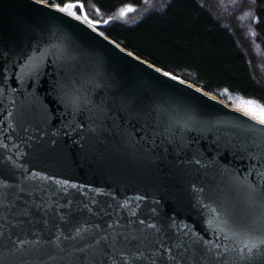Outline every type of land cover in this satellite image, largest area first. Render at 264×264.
<instances>
[{"label":"water","instance_id":"1","mask_svg":"<svg viewBox=\"0 0 264 264\" xmlns=\"http://www.w3.org/2000/svg\"><path fill=\"white\" fill-rule=\"evenodd\" d=\"M60 8L0 0V264H264V125Z\"/></svg>","mask_w":264,"mask_h":264},{"label":"trees","instance_id":"2","mask_svg":"<svg viewBox=\"0 0 264 264\" xmlns=\"http://www.w3.org/2000/svg\"><path fill=\"white\" fill-rule=\"evenodd\" d=\"M47 1L60 6L81 2L99 16L126 4L142 7L128 20L110 17L102 31L208 91L227 88L264 102V0Z\"/></svg>","mask_w":264,"mask_h":264},{"label":"rangeland","instance_id":"3","mask_svg":"<svg viewBox=\"0 0 264 264\" xmlns=\"http://www.w3.org/2000/svg\"><path fill=\"white\" fill-rule=\"evenodd\" d=\"M42 1H45V2L49 3L47 0H42ZM71 3L77 5V7L73 8V12L76 14V16H78V17H80L82 19L87 20L90 24L96 26L97 29H100L101 31H102L101 28H103V25L105 24L104 21H107L110 17L114 18L116 21H119L121 19L128 20V19L133 18V16H135V14L136 15H139L138 12L140 10H142V7H136L133 4H126V5L122 6V7L120 6V8L117 11H114L113 13H111L110 16L109 15H103V14H102L103 16H99L95 12V10L92 9L89 5L82 4L81 2H71L70 1V2H66L62 6H60V5H58V6L61 7V8H63L65 5L71 4ZM80 5H83V8H81ZM127 7H131L133 9V11L127 12L124 17H120V15H119L120 10L123 9V8H127ZM94 8H96V7H94ZM80 10L82 11L81 13L79 12ZM89 12H92V14H89ZM260 71H261V69H260ZM174 75L175 74H173V76ZM175 76L184 79V77L182 76L181 73H179V75H175ZM190 80H191L190 82L194 83V80L192 78H190ZM194 84L198 85L196 83V81H195ZM198 86L201 87V85H198ZM208 92L214 94L215 96H217L220 99L224 100L228 104H230V105H232L234 107H237V108H239V109H241V110L249 113L250 115H252V116L260 119L259 111H258V109H256L255 105H245V104H241L240 101H241V99H243L245 101L246 100H253V101H255V104L256 105H264V102L263 101H261V100H259L257 98H254V97L245 96V95H243L241 93L232 92V91L228 90L227 88L215 89V90L208 91Z\"/></svg>","mask_w":264,"mask_h":264},{"label":"snow or ice","instance_id":"4","mask_svg":"<svg viewBox=\"0 0 264 264\" xmlns=\"http://www.w3.org/2000/svg\"><path fill=\"white\" fill-rule=\"evenodd\" d=\"M77 7V5L75 4H67L65 5L63 8H60L61 11H69L72 8ZM81 8H83V5H80ZM133 11V9L131 7H127V8H123L120 10V17H124L126 15L127 12ZM69 14L71 15H76L74 12H70ZM247 15H250L247 14ZM79 18V17H77ZM108 21H104V23H107ZM165 75H168V73H165ZM173 79H175V77H173ZM226 91V90H225ZM241 104H245V105H255L256 109H258L259 114H260V119L258 120V123H260L261 125H264V105H256L255 101L253 100H243L241 99ZM261 243H264V240H261ZM245 247L248 248L249 252H251L252 247H256V245H252L251 247L249 245H245Z\"/></svg>","mask_w":264,"mask_h":264},{"label":"bare ground","instance_id":"5","mask_svg":"<svg viewBox=\"0 0 264 264\" xmlns=\"http://www.w3.org/2000/svg\"><path fill=\"white\" fill-rule=\"evenodd\" d=\"M78 11V10H77Z\"/></svg>","mask_w":264,"mask_h":264}]
</instances>
